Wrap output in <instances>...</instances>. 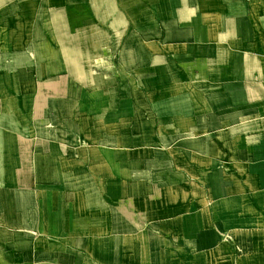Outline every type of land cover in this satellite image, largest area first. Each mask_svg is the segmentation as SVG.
Returning a JSON list of instances; mask_svg holds the SVG:
<instances>
[{"label":"crops","instance_id":"obj_1","mask_svg":"<svg viewBox=\"0 0 264 264\" xmlns=\"http://www.w3.org/2000/svg\"><path fill=\"white\" fill-rule=\"evenodd\" d=\"M2 248L264 264V0H0Z\"/></svg>","mask_w":264,"mask_h":264},{"label":"rangeland","instance_id":"obj_2","mask_svg":"<svg viewBox=\"0 0 264 264\" xmlns=\"http://www.w3.org/2000/svg\"><path fill=\"white\" fill-rule=\"evenodd\" d=\"M2 227V229L4 228V226H5V221H3L2 222V225H1ZM5 250L2 248V251H0V254H2L3 255V258L5 259V260H8V257H7V253L6 252H4ZM2 258V257H1ZM53 263V262H52ZM55 264H60L59 263V261H57V263H55Z\"/></svg>","mask_w":264,"mask_h":264}]
</instances>
